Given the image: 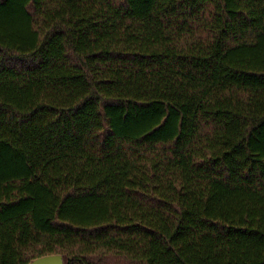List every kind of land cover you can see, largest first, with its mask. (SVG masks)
Masks as SVG:
<instances>
[{"label": "trees", "instance_id": "obj_1", "mask_svg": "<svg viewBox=\"0 0 264 264\" xmlns=\"http://www.w3.org/2000/svg\"><path fill=\"white\" fill-rule=\"evenodd\" d=\"M264 264V0H0V264Z\"/></svg>", "mask_w": 264, "mask_h": 264}, {"label": "water", "instance_id": "obj_2", "mask_svg": "<svg viewBox=\"0 0 264 264\" xmlns=\"http://www.w3.org/2000/svg\"><path fill=\"white\" fill-rule=\"evenodd\" d=\"M27 264H66V258L64 254L51 253L33 258Z\"/></svg>", "mask_w": 264, "mask_h": 264}]
</instances>
